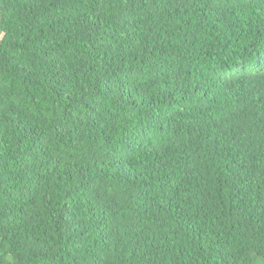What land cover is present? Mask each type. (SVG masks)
<instances>
[{
	"label": "trees",
	"instance_id": "trees-1",
	"mask_svg": "<svg viewBox=\"0 0 264 264\" xmlns=\"http://www.w3.org/2000/svg\"><path fill=\"white\" fill-rule=\"evenodd\" d=\"M0 264H264V0H0Z\"/></svg>",
	"mask_w": 264,
	"mask_h": 264
}]
</instances>
